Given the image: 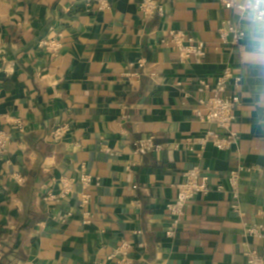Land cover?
Instances as JSON below:
<instances>
[{
    "label": "crops",
    "instance_id": "1",
    "mask_svg": "<svg viewBox=\"0 0 264 264\" xmlns=\"http://www.w3.org/2000/svg\"><path fill=\"white\" fill-rule=\"evenodd\" d=\"M141 1L109 0L99 10L88 0H0V130L12 136L0 158L6 264L104 263L122 241L133 245L134 264H246L245 252L263 253L264 238L245 231L264 225V63L253 59L250 21L220 0H159L164 15L145 19ZM228 25L245 38L224 44L220 29ZM170 30L202 40L203 61L181 62L161 46ZM43 40L60 49L50 54ZM141 59L145 67L137 69ZM227 67L241 77L231 126L240 140L228 151L208 146L198 158L185 138L218 130L193 113L210 96L199 80L213 85ZM126 71L138 76L129 80ZM64 123L70 132L53 141L51 130ZM146 136L165 149L137 154L134 143ZM240 162L253 168L240 183L242 214L231 208L226 181ZM196 165L214 189L187 204L168 237L166 206ZM83 173L99 184L83 189ZM61 178L74 180L71 194L45 201L59 194ZM83 193L90 195L89 225Z\"/></svg>",
    "mask_w": 264,
    "mask_h": 264
},
{
    "label": "built area",
    "instance_id": "2",
    "mask_svg": "<svg viewBox=\"0 0 264 264\" xmlns=\"http://www.w3.org/2000/svg\"><path fill=\"white\" fill-rule=\"evenodd\" d=\"M226 9L238 10L242 17L248 19V14L244 8V1L239 0H220ZM89 4H96L99 10H105L110 7L109 0H88ZM139 11L145 19H151L155 15H164V5L159 0H142L139 4ZM249 20V19H248ZM246 32L236 26L228 25L220 29V39L224 44H237L243 40ZM159 44L169 48L178 54L181 62L193 61L200 63L207 54L206 44L183 30H170L160 39ZM44 47L50 54L55 55L60 49V44L54 40H43L39 44ZM145 60L141 59L134 67L143 69ZM0 64V73L3 71ZM129 80L138 76L137 72L126 71L124 74ZM241 83V77L236 76L231 67L224 69L222 74L217 78L213 85L206 80H199V91H208L210 96L207 99H201L200 105L193 110L195 116L200 121L217 127L218 130L208 129L202 134L188 136L185 138L188 150L201 157L202 153L208 146H213L220 151H228L235 147L240 140L238 132L234 131L231 126L236 120V111L240 104V97L236 92ZM178 85H181L179 82ZM19 130L23 129V122L18 121ZM70 124H61L50 132V138L59 142L63 140L70 132ZM12 140L9 132L0 130V158L8 152V146ZM135 152L139 155H145L150 152H162L166 144L158 143L154 136H146L138 139L135 143ZM178 147V145H176ZM252 167L240 162L236 168L232 169L226 176L228 192L231 196V208L234 212L242 214L240 205V183L243 176L252 172ZM15 180L20 185L25 183V178L15 176ZM83 189L98 185L99 182L90 174L83 173L79 178ZM61 190L58 195H49L44 198L47 200L59 201L69 196L73 190L74 180L70 178H61ZM174 199L166 206L171 217V224L166 232L168 237H174L182 223L187 204L197 196H207L214 188L209 184V176L203 173L199 166H194L184 173V181L176 186ZM217 191H225L224 185H218ZM90 203V195L83 193L80 206L83 208L82 221L89 225L93 221V214L87 209ZM59 219H64L60 216ZM245 231L260 238H264V225H247ZM140 247H145L141 243ZM133 245L130 242L122 241L112 252H110L104 263L98 264H134L131 256ZM8 248L5 246L3 239L0 237V264H6L5 258ZM246 264H264V251L262 254H256L251 251L245 252Z\"/></svg>",
    "mask_w": 264,
    "mask_h": 264
},
{
    "label": "clouds",
    "instance_id": "3",
    "mask_svg": "<svg viewBox=\"0 0 264 264\" xmlns=\"http://www.w3.org/2000/svg\"><path fill=\"white\" fill-rule=\"evenodd\" d=\"M250 21L249 38L255 48L253 59L264 63V0H244Z\"/></svg>",
    "mask_w": 264,
    "mask_h": 264
}]
</instances>
